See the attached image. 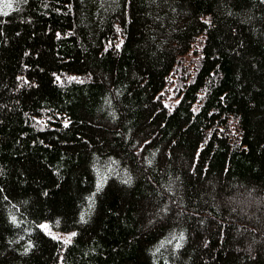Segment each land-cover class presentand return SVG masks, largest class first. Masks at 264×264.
<instances>
[{"label": "trees", "instance_id": "1", "mask_svg": "<svg viewBox=\"0 0 264 264\" xmlns=\"http://www.w3.org/2000/svg\"><path fill=\"white\" fill-rule=\"evenodd\" d=\"M11 3L0 264H264V0Z\"/></svg>", "mask_w": 264, "mask_h": 264}, {"label": "rangeland", "instance_id": "2", "mask_svg": "<svg viewBox=\"0 0 264 264\" xmlns=\"http://www.w3.org/2000/svg\"><path fill=\"white\" fill-rule=\"evenodd\" d=\"M204 35V34H203ZM203 35H201L200 37H198V41H202L203 39ZM204 38H205V35H204ZM175 45V44H174ZM173 45V46H174ZM200 47V44L198 45H195V48L196 50H198ZM192 59L194 60H198L200 59V56L201 54L199 53H194L195 52V49H192ZM184 60H185V54H178V55H175V62L172 64V68L174 69H180L183 67V64H184ZM198 65V63H197ZM197 65H194V69L196 70L197 68ZM196 67V68H195ZM178 84H181V86H184L186 85V82H183V78H179L178 81H176ZM166 82H164L165 84ZM181 91L177 90V91H172L168 94H163L161 95V102L167 106L168 103L170 102H176L177 101V95H180ZM81 218H79L78 220H80ZM41 226H44L42 227L48 234H50L51 236L55 237V238H59V239H62L64 240L65 242H69L72 240L73 238V233H76L75 230H69V231H61V230H58V229H54L48 221H43L41 222Z\"/></svg>", "mask_w": 264, "mask_h": 264}, {"label": "snow or ice", "instance_id": "3", "mask_svg": "<svg viewBox=\"0 0 264 264\" xmlns=\"http://www.w3.org/2000/svg\"><path fill=\"white\" fill-rule=\"evenodd\" d=\"M5 9L7 10H11L12 9V3H11V0H8V2L4 5V8H0V13H2L3 15H7L8 14V11H6ZM70 79H75V77H72ZM57 80H59V77H57ZM67 126V124L65 125ZM99 190V189H98ZM83 218V217H82ZM44 227V226H42ZM73 236L75 235V233L72 234ZM180 239L182 240L183 239V235L181 234L180 236ZM67 242V241H66ZM177 247H180L181 245L178 243L176 245Z\"/></svg>", "mask_w": 264, "mask_h": 264}]
</instances>
